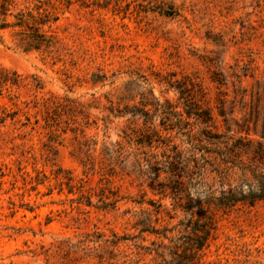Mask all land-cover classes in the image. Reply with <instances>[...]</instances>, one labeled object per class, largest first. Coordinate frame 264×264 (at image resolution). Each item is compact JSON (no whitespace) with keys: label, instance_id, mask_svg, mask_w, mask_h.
I'll return each mask as SVG.
<instances>
[{"label":"rangeland","instance_id":"rangeland-1","mask_svg":"<svg viewBox=\"0 0 264 264\" xmlns=\"http://www.w3.org/2000/svg\"><path fill=\"white\" fill-rule=\"evenodd\" d=\"M37 1L15 3L32 8ZM39 1L57 16L44 29L62 45L58 56L23 51L0 30V66L23 78L12 90L16 105L0 96V109L16 111L0 123V264H164L136 245L162 241L170 259L181 252L180 222L189 216L173 207L165 174L153 180L150 166L161 168L172 145L186 156L189 143L176 127L163 129L175 119H162L155 101L185 116L184 99L168 83L190 78L218 123L224 87L212 77L246 65L252 76L241 84L255 89L254 81L264 79V0ZM34 78L40 88L29 84ZM45 99L66 104L51 126L43 120ZM147 100L152 104L143 107ZM133 107L148 114L132 115ZM150 128L169 139V150L123 137ZM101 195L116 202L97 208ZM211 212L215 229L190 264H264V200ZM144 219L173 227L167 235L174 241L140 232Z\"/></svg>","mask_w":264,"mask_h":264},{"label":"trees","instance_id":"trees-1","mask_svg":"<svg viewBox=\"0 0 264 264\" xmlns=\"http://www.w3.org/2000/svg\"><path fill=\"white\" fill-rule=\"evenodd\" d=\"M37 3L30 8L18 7L15 0H0V30L10 31L14 44L23 51H37L48 56H58L63 49L62 45L56 36L44 29L49 23L55 22L57 16L51 15L46 8H43V3L39 0ZM46 3L49 4V1ZM234 65L230 66L231 71L228 75H216L211 78V81L219 87H224L217 97L218 123L211 107L205 106L198 98L197 92L200 88L190 78L183 80L184 82L168 83L169 87L179 92V98L184 99L182 104L186 108L185 116L171 110L167 101L164 104L155 101L160 113L164 114L162 119H168L169 116L175 119L171 127L164 126L163 129L176 127V133L185 136V140L189 143L186 156L181 150H177L176 145H172L170 151L174 154H163L165 160L161 163V168L150 166L154 172L153 180H156L161 172L165 174L168 183L163 186L170 189L173 194L172 199L175 202L173 207H178L189 216L186 223L180 222L184 226L185 234L181 236L184 239L180 245L181 252H177L176 249L171 253L170 259L164 258L162 248L165 249L166 245L162 241L152 239L150 244L153 247L136 245L143 249L144 254H153L154 258H160L161 263L190 264L195 252L207 243L215 229V219L211 212L213 208L230 211L240 205L253 206L264 200V79H256L255 89L252 85L249 90L241 84V77L252 76L247 66L244 65L238 70ZM228 76L233 79L228 81ZM33 80L29 84L33 88H40L37 79ZM21 85L23 78L20 74L0 66V96H5L16 105L17 96L12 90ZM147 93L151 95V90L148 89ZM36 104L34 101L32 107H36ZM150 104L152 102L148 100L146 103H141L143 107ZM42 106L45 126H51L52 122L49 120L55 121L53 114L59 108L66 107V104L55 99H45ZM130 112L132 115L139 112L145 117L148 114L147 110L135 107ZM15 114V110L7 112L5 108H1L0 123L7 118L13 120ZM190 118H193V121H190ZM25 120L28 122V118ZM26 122H22L21 126H25ZM34 122L36 123L37 120ZM193 125L198 126V135L192 132ZM123 137L134 141L135 144L147 147L163 144L167 146L165 149H168L169 139L163 138L154 128L139 133L135 138L131 133H124ZM119 151L120 146L112 150L117 157L120 156ZM228 177H231L234 183L226 181ZM67 182L69 183V179ZM216 183H218L217 187H215ZM157 186L163 188L161 183H157ZM68 192H72V185L68 186ZM85 197L86 205L91 204L89 197L86 195ZM106 199L108 197L101 195L98 198L100 204L96 207L103 209L113 206L116 202V200L108 202ZM153 210L158 213V207ZM141 224L140 232H148L165 239H168L167 232L173 229L165 226L158 229L149 225L147 219L141 221ZM114 238L116 241L125 239L115 236ZM168 241L174 240L170 238Z\"/></svg>","mask_w":264,"mask_h":264}]
</instances>
